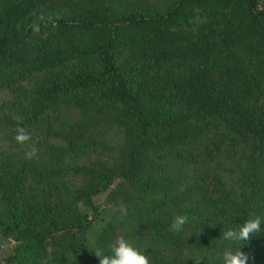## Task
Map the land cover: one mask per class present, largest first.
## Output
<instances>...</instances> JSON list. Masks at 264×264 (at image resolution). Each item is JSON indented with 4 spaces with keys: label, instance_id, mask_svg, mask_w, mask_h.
<instances>
[{
    "label": "trees",
    "instance_id": "16d2710c",
    "mask_svg": "<svg viewBox=\"0 0 264 264\" xmlns=\"http://www.w3.org/2000/svg\"><path fill=\"white\" fill-rule=\"evenodd\" d=\"M251 213L264 0H0V264H99L121 235L151 264H223Z\"/></svg>",
    "mask_w": 264,
    "mask_h": 264
},
{
    "label": "clouds",
    "instance_id": "9594fccd",
    "mask_svg": "<svg viewBox=\"0 0 264 264\" xmlns=\"http://www.w3.org/2000/svg\"><path fill=\"white\" fill-rule=\"evenodd\" d=\"M31 139V134L24 128L17 129L15 140L23 145ZM121 216L127 215V207L121 202L118 205ZM248 218L235 228L223 229L221 241L225 242L226 249L223 252V264H248L249 255L242 251V247L247 244L253 235L261 232V225L264 223V217L251 213ZM188 222L187 215L176 216L171 224L174 232L184 231V226ZM235 246V248L233 247ZM95 256L99 259V264H151L149 256L134 246L123 235L119 236L110 246V253L105 254L102 250L94 251ZM195 264H201L202 258H192Z\"/></svg>",
    "mask_w": 264,
    "mask_h": 264
},
{
    "label": "rangeland",
    "instance_id": "374dc122",
    "mask_svg": "<svg viewBox=\"0 0 264 264\" xmlns=\"http://www.w3.org/2000/svg\"><path fill=\"white\" fill-rule=\"evenodd\" d=\"M102 200V197H100V198H98V199H96V202H99V201H101ZM3 247V246H2ZM5 249V248H4ZM3 249V250H4ZM5 251V250H4Z\"/></svg>",
    "mask_w": 264,
    "mask_h": 264
}]
</instances>
